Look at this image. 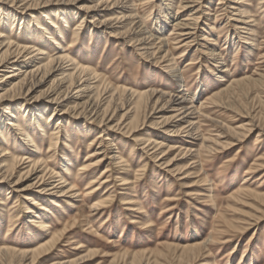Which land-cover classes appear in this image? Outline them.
Wrapping results in <instances>:
<instances>
[{
	"label": "rangeland",
	"instance_id": "obj_1",
	"mask_svg": "<svg viewBox=\"0 0 264 264\" xmlns=\"http://www.w3.org/2000/svg\"><path fill=\"white\" fill-rule=\"evenodd\" d=\"M98 1L43 0L35 10L25 11L19 6L17 12H12L15 18L2 5L0 32L22 43L37 42V46L47 52L53 48L46 42L41 46V41H45L49 33L64 51L70 45L79 18L86 15L67 54L102 78L100 94L104 84L119 91L175 92L178 84L168 78L163 69L167 63L142 56L127 38H113L108 30L99 28L103 18H93L86 10ZM238 1L239 4L233 5L239 11L249 10L254 21L251 24L253 39L239 34L248 45L240 43L237 37L232 39L225 25L226 18L239 19L235 15L238 10L230 15L231 5L226 9L218 0H209L204 5L205 17L199 21L201 32L196 37L197 45L190 43V39L186 48L183 45L187 41L177 44L172 40L176 35L167 33L168 61L172 59L179 68L186 94L196 93L193 106L199 108L202 104L201 111L207 115V120H198L200 130L195 134L201 133L209 147L207 153L200 155L199 167L189 165L190 168L184 170L190 158L184 157L178 149H196L199 138L191 141L180 138L182 136L169 139L153 128L156 122L174 116L173 110L164 108L150 117L147 109L145 118L139 113L131 122L126 120V130H107L111 137H106L108 134H99L96 124H90L89 120L85 123L87 118H76L71 111L62 114L74 105L69 100L68 105L57 107L55 115L60 117L61 128L52 135L57 125L50 121L52 111L49 108L42 110L41 127L35 124V117L31 120L21 111V108H36L44 101L39 91L46 89L50 81L39 91L28 95L23 92L17 96L19 99L9 102L16 106L14 114L18 126L22 130L33 129L30 133L39 139L40 153L33 159L41 161L42 167H48L53 174L66 178L62 163L63 159L67 160L73 171L68 178L80 193L77 198L68 195L50 199L51 196L39 195L34 189L22 192L21 188L30 183L28 180L20 182L18 187L0 180V249L31 251L55 240L39 257L35 255L33 259L21 261L0 255V264H264V88L252 84L243 93L235 90L233 108L236 111L213 108L207 99L227 90L232 81L264 78V7L258 9V0ZM149 6L139 11L143 18L149 15L147 25L153 26L155 11L160 8L150 10ZM109 14L105 13L104 18H109ZM47 18L51 19L53 27ZM33 19L47 32H35ZM168 29L170 31V26ZM122 31H115V34ZM102 33L104 37L99 38L97 35ZM212 38L216 40L213 48L224 63L222 70L226 72L216 71L205 59L204 50L209 47L205 41ZM119 91L114 102L119 109L113 117V125L126 108L121 107L123 97ZM88 127L91 131L86 134ZM15 130L12 126L3 129L0 148L16 157L27 158L30 149L20 150L23 146L19 137L14 136ZM234 133L243 137L237 140ZM153 137L173 148L165 157L167 163L174 160L172 171L153 157L142 154L143 141ZM105 138H114V151L121 154L118 153L122 157L120 160H111L110 147L105 142L99 144ZM218 142L229 145L220 147ZM236 151L238 159L232 161ZM90 154L95 155L92 163L96 162L97 166L94 171L90 168L88 172L79 173L77 170ZM6 161L12 164L11 159ZM27 165L16 170L14 181L26 173L24 167ZM98 176L102 177L99 183H105L94 185L98 187L95 191L86 190L85 186L87 188L92 178ZM210 189L213 202L207 198ZM54 202L59 208L53 206ZM39 204L46 205L49 212L43 213V222L49 229L47 233L30 223L35 215L41 214ZM194 246H199V253L195 251L196 257L191 258L186 249Z\"/></svg>",
	"mask_w": 264,
	"mask_h": 264
},
{
	"label": "bare ground",
	"instance_id": "obj_2",
	"mask_svg": "<svg viewBox=\"0 0 264 264\" xmlns=\"http://www.w3.org/2000/svg\"><path fill=\"white\" fill-rule=\"evenodd\" d=\"M40 1L43 0H0V12L2 5H4L7 7V13L11 14L10 16L12 18H15L16 15H13L12 12H17V10L20 9L19 6H22L21 9H24L25 11L35 10L39 7L38 2ZM156 1L99 0L96 4H94L93 7L86 10L92 13L93 18H103L99 23V28L102 29V31L108 30L110 34L112 33L110 35L111 37H125L132 44V46L135 47L134 49H137L142 53V56L155 58L157 63H160L161 61L163 63H167L163 69L167 72L168 78L172 79L176 85L178 84L177 90L175 92H156L152 90V92L145 91L144 93H137L136 91H129L130 89L119 91L118 89L114 88V90L107 85L105 86L104 84V86L101 87L104 89L103 91L101 90L103 93L101 92L102 94H100L99 89L103 83L102 78L93 73L90 68L83 66L81 62L67 54L69 48L72 47V40L76 39L79 29L83 27L85 18L87 17L86 15L83 16L82 14L83 17L79 18L78 24L75 25L76 27L73 30L71 41L68 43L70 45H68V48L64 51L62 50L63 48H59L60 43H58L57 40H55L49 33H46L48 36L46 40L41 41V46L45 45L44 43L46 42L48 46L50 45L53 48L51 51L47 52L45 49L43 50L41 47L37 46V42L22 43L17 39H8L0 32V133H2L5 127H16L15 131H17V134L14 136L17 135V137H19L20 143L23 146L20 150L25 151L30 149L31 152L30 154L29 152L27 153V158L24 156L16 157L13 154H10L7 149L0 148V180H2V182H6L8 185L11 183L13 187H18L20 182L23 180H28L30 183L21 188L22 192L34 189L39 195L51 196L52 198L50 199L68 195L70 198H77V193H80L73 180H71V178L69 180L68 178L72 175L73 171L70 169L67 160L63 159L62 167L68 179L62 175L53 174V172L48 167H42L43 163L41 161L33 159L34 155L40 153V148L38 146L40 143L39 139L35 138L30 133L33 132V129L29 128L27 130H22V128L18 126L16 123V120L18 119L16 114H14V108L16 106L14 103H9L19 99L17 96L23 92L28 95V93H33L37 90L39 91L49 81L50 83L48 87L42 91H39V94L44 98V101H42L39 106H36V108H21V111L24 114H28V117L30 116L31 120L33 117H35V124L38 127H41V117H43L42 110H47V108H49L52 111V114L50 115V121L52 122L53 120L54 124L57 125L55 127V133L53 132L52 135L57 134L61 128L60 117L55 115L57 107L68 105L69 100H72L74 105L68 107L67 110L63 111L62 114L71 111L73 113L75 112L73 115H76V118H87L84 120V122L86 123L87 120H89L90 124H96L98 128L97 130L100 132L99 134H108L105 135L106 137H111V133H109L107 130H126L127 125H124L126 120L130 119L131 122L133 117L139 113H141V115L145 118L147 109L150 110L151 113L149 116L151 117L153 115H158L159 112L166 108L173 110L172 112H175V115L156 122L153 128L155 127L156 130H158V132L156 131L157 133L160 132L159 135L163 134L168 136L167 138L182 136L180 138L190 139V141L191 139L198 140L199 138V145L196 146V149H182L180 147L178 149L180 150V154H182L184 157L188 156L190 158V163L188 166H201L200 155L207 153L209 151V147L206 146L205 143L207 140L203 135H201V133L197 134L196 136L195 134L200 130L198 120H200V118H206L207 120V115L201 111L202 104L199 106V108H195V106H193L195 97H197L196 93L193 95L186 94V92L183 90L184 78L179 68L172 59H169L168 61L170 54L168 50L169 40L167 39V33H169V35H176L172 40L176 41L177 44L187 41V43L183 45L186 48L189 46L188 40L190 41L191 39L190 43L197 42V34L201 32L199 29V21L202 17H205L203 8L204 5L209 2V0ZM218 1H221L219 4L222 5V7H226V9L229 7L228 5H231L229 7L231 9L230 15H234L233 11L238 10L235 15L238 16L239 19L233 21L231 18H226L225 25H228V28L230 29L229 34L231 35L232 39L233 37H237L240 43L248 45V43L245 42L242 36L239 34H245V39H247V35L250 36L251 39H253L255 36L254 31L251 29V24H253L254 21L252 20L250 11L247 9L239 11V9L233 5L234 3L239 4L238 0ZM154 3L155 5L159 4L160 6H157L156 8L151 6L152 4L154 5ZM149 4L150 10L152 8H154V10L158 9V7L160 8L155 11L153 26L147 25L149 15L143 18L139 11L141 7H148ZM257 5L259 7L258 9L260 10L262 7H264V0H258ZM32 7L33 9H31ZM105 13H110L109 15L111 16L108 15L109 18H104ZM48 20V24L53 27L54 24L51 19ZM33 21L34 25L32 28L34 27L33 30L35 32H47L44 27H41L39 22H36L35 19H33ZM169 26L170 31L168 29ZM118 30L123 31L121 33L115 34V31ZM102 35L104 34H98L97 36L102 38L104 37ZM180 38H182L183 41H180ZM205 42L209 45V47H206L204 50L205 59L210 62L214 68H216V71L221 72L224 63L221 59L220 53H217L213 48V46L216 45V40L212 38L208 39V41L206 40ZM156 44L157 46H155ZM195 45H197V43H195ZM249 45L250 47L255 46L254 44ZM222 71L226 72V69ZM212 74L214 77L217 76L216 73ZM220 78L224 77H219V79ZM252 84L256 87L260 86V88H264V78L262 77L258 80H251V78H249L244 81H232L230 86L228 85L229 88H226L227 90L224 89V91L218 94H213L212 97H207V99L213 108L233 111L235 110V108H233L235 103L234 91L238 90V92L243 93L245 92V88L252 86ZM118 91L123 97V104L121 107L123 108L125 106L126 108L124 109V113L121 115L120 120L113 125V117L115 116L117 109H119L116 105H114L116 100L115 97L118 95ZM187 104L191 106L187 107ZM130 114H133V116ZM36 116H38V119ZM212 123H214V121ZM133 129L134 127L131 130L133 131ZM85 130L86 134L91 131L89 127ZM234 134L236 135L235 139L237 140L243 137L242 135H238L236 133ZM162 137L164 140H167L164 136ZM97 138L100 139L101 136L99 135ZM113 141L114 138L111 140L109 138H105L100 140L99 144L101 145V142H105L106 145L110 147L111 160H120L122 158L120 156L121 154L116 152L117 150L114 151L115 149L113 147ZM56 144L57 141L54 140V145ZM142 145L143 147L140 150L142 151L143 155H146L147 157H153L157 163H162L161 165H164V168H169L168 171H172L170 168L175 165L174 160H171L168 163L165 161V157L167 156L166 152L170 151V149H173L172 147H166L167 145L164 141H158V139L155 137L144 140ZM217 145L224 147L229 144L218 142ZM164 148L167 150L163 151ZM95 153L98 154L97 152ZM92 154L85 158V163L77 170L79 173L83 174L84 172H88L90 168H92V171H94V167L97 166V163H92V159L94 158L93 156H95ZM238 156L239 152L236 151L235 156L231 160H237ZM7 159H11L12 164H8L6 161ZM25 164H28L27 167H24L27 169L26 173L18 176V179L14 181L13 178L16 170L21 169ZM188 166L185 167L186 169L184 170H188L190 168V166ZM193 169H195V166ZM184 173L180 174L183 175ZM101 178L102 177L99 176L92 178L93 180L91 183H88L89 185L87 184V188L85 186V189L91 190L90 192L97 190V186H101L105 183H99L102 180ZM245 178H247V176ZM96 184L97 186L95 187L94 185ZM208 191L209 195L207 198L210 199L209 201L213 202L211 189ZM40 200L43 201L41 198ZM33 204L34 203H32V205ZM39 205L40 209L38 210H40L41 214L39 213L35 215V217L30 220V223L32 222L34 227H39L44 233H47L49 229L47 228V223L43 222V218H45L43 215H47L49 212L46 208V205ZM53 206L59 208V205L56 202L53 203ZM96 206L99 207V205ZM94 212L96 211L94 210ZM54 242L55 240H52L38 249L35 248L31 251L23 252H15L14 250L4 248L0 249V255H2L4 258L10 257L11 260L14 258H19L21 261H27L33 259L35 255L39 257V255L44 253L47 247H49ZM197 247L194 246L192 248L186 249L190 252V254L187 256L191 258L196 257L195 251H198L199 249ZM67 264L73 263L69 262Z\"/></svg>",
	"mask_w": 264,
	"mask_h": 264
}]
</instances>
